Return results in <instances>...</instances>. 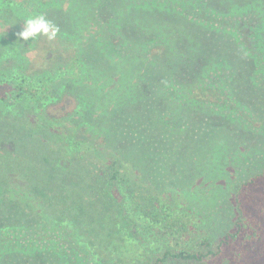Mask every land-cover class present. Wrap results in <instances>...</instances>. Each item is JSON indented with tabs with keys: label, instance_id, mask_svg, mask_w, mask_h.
<instances>
[{
	"label": "rangeland",
	"instance_id": "obj_1",
	"mask_svg": "<svg viewBox=\"0 0 264 264\" xmlns=\"http://www.w3.org/2000/svg\"><path fill=\"white\" fill-rule=\"evenodd\" d=\"M132 1L0 0V42L3 40L7 48L15 47L26 60L22 69L12 71L16 63L10 56L9 62H1L0 73L52 76H47L52 81L51 96L40 107V113L48 121H56L48 124L52 130L47 127V140L35 138L24 125L37 119L32 111H25L29 104L12 108L1 105L0 154L18 155L41 166L55 179L64 181L69 191L80 192L86 203L94 201L104 211L113 208L112 203H105V186L109 164L116 160L118 171L125 176L126 185L135 189V195L150 193L161 198L164 194V198L168 188L173 194L170 203L177 200L185 205L196 216L202 233L221 238L233 229L235 197L242 184L255 180L249 187V202L254 206L258 204L256 199H263L264 205V179L260 176L264 172V132L259 137L257 128L263 104L259 99L244 101L239 107L247 108L249 114H237L234 122L226 123L208 114L209 105H201L203 111L194 116L185 97L178 96L173 104L167 102L168 92H173L168 88L172 82L165 83L161 64L165 67L164 59H171V45L182 38L187 43L195 36L194 30L186 34L183 26L166 23L170 15L167 6L163 7L161 20L153 6ZM37 15H44L59 28L56 39L38 36L20 41L17 34L24 20ZM167 35L173 36L166 38L169 54L163 53L166 47L159 46V52L153 55L151 39L158 41ZM185 52L187 44L176 57ZM172 71L173 81H183L181 88L191 94L194 83L187 79L194 77L195 70L191 74L187 70ZM0 91H5L3 86ZM71 130L92 149H98L100 156L60 149L56 137ZM208 134L209 140L228 138L231 146L213 160L219 166L217 171L211 170V160H203L205 150L210 149L204 144ZM56 193H47L48 199L56 201ZM147 200L145 197L142 204ZM256 213L263 225L261 238L254 243L255 248L249 245L251 249L242 255L241 264H264V207L256 208ZM21 228L22 233L42 235L35 245L43 251L44 260L36 258L35 264H60L53 251L69 253L68 243L58 238L57 232H42L27 220ZM0 231L7 232V226H0ZM0 264L4 262L0 260ZM64 264L78 262L67 256Z\"/></svg>",
	"mask_w": 264,
	"mask_h": 264
},
{
	"label": "trees",
	"instance_id": "obj_2",
	"mask_svg": "<svg viewBox=\"0 0 264 264\" xmlns=\"http://www.w3.org/2000/svg\"><path fill=\"white\" fill-rule=\"evenodd\" d=\"M132 3L153 6L161 20L163 7L167 6L170 15H167V21L164 20L166 23L173 21L183 26L186 34L194 30L195 36L187 43L182 38L181 42L171 45V59H164L165 67L161 64L165 83L172 82L168 88L173 92H168L165 100L173 104L178 96L185 97L194 116L203 111V104L209 105L211 113L208 114L229 123L236 120L237 114H249L247 108L239 107L244 101L259 99L263 105L258 115L261 123L257 128L259 137H263L264 0H133ZM166 38L173 36L167 35L158 41L151 39L153 55L159 52L160 49L156 48L159 46L166 47L168 51L163 49V53L169 54V39ZM185 44L187 53L176 57ZM7 47L2 40L0 66L3 60L9 62L13 57L16 66L12 71L22 69L26 61L24 56L15 47ZM173 68L190 71V74L195 70V78L187 79V82L194 83V86L190 85L191 94L181 88L183 81H173ZM47 76L52 78L48 74L35 78L23 77L18 72L13 75L0 73V86L5 89L0 91V106L12 108L29 104L25 111H32L37 119L24 124L26 130L35 138L45 140L48 139V124L56 123L40 113V107L51 96L52 81ZM49 128L52 130L51 125ZM77 133L71 130L58 135L59 148L72 154L82 153V156L83 153L100 156L98 149H92ZM206 136L204 144L210 149L205 150L203 160H211V170L217 171L219 166L213 160L229 150L228 138L217 141L209 140L210 134ZM117 164L115 160L108 167L105 186L108 200L105 203L113 204V208L104 211L94 201L86 203L79 196L80 192L69 191L64 181L55 179L41 166L32 165L18 155L0 154V226L6 225L8 229L7 232L0 231V260L4 264L8 261L9 264H35L36 258L44 260L41 257L43 251L35 245L42 235L22 233L21 226L26 220L35 223L42 232H57L56 236L68 243L69 253L53 251L55 245H52L51 252L58 257L60 264L65 263L67 256L78 264H241L242 255L251 249L249 245L255 248L254 243L260 240L263 225L256 208L264 207L263 199H256L258 204L253 206L248 198L249 187L255 184V180L242 184L236 194L233 229L214 239L200 231L196 216L189 213L185 205L177 200L169 202L173 194L168 188L164 198V194L161 198L150 193L142 197L135 195V189L126 185L128 182L118 171ZM260 176L263 180L264 172ZM54 191H57L56 201L48 199L47 193ZM145 197L148 200L142 204Z\"/></svg>",
	"mask_w": 264,
	"mask_h": 264
},
{
	"label": "clouds",
	"instance_id": "obj_3",
	"mask_svg": "<svg viewBox=\"0 0 264 264\" xmlns=\"http://www.w3.org/2000/svg\"><path fill=\"white\" fill-rule=\"evenodd\" d=\"M59 28L44 15L28 17L23 22L22 30L17 34L22 42L34 40L38 36H44L49 41L56 39Z\"/></svg>",
	"mask_w": 264,
	"mask_h": 264
}]
</instances>
